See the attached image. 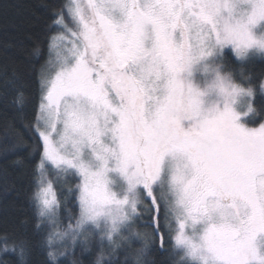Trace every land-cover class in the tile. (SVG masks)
Segmentation results:
<instances>
[{
    "label": "snow or ice",
    "instance_id": "1",
    "mask_svg": "<svg viewBox=\"0 0 264 264\" xmlns=\"http://www.w3.org/2000/svg\"><path fill=\"white\" fill-rule=\"evenodd\" d=\"M262 24L264 0H63L48 26L56 68L42 66L25 125L40 150L37 239L5 234L0 250L58 264L79 243L99 249L95 264H128L142 242L135 264L157 247L170 264L177 251L199 264H264V122H240L253 112L250 86L215 69L204 90L187 78L201 61L224 68L225 49L264 58ZM210 94L220 100L206 107ZM238 97L249 98L244 113Z\"/></svg>",
    "mask_w": 264,
    "mask_h": 264
},
{
    "label": "trees",
    "instance_id": "2",
    "mask_svg": "<svg viewBox=\"0 0 264 264\" xmlns=\"http://www.w3.org/2000/svg\"><path fill=\"white\" fill-rule=\"evenodd\" d=\"M63 0H0V249L8 237L29 240L33 245L35 215L30 202L34 187L35 166L39 162L40 150L30 139V125L38 110L40 99V73L46 69L51 58L49 50V24L52 10ZM40 52L37 54L36 49ZM47 62V63H46ZM226 71L243 86H254L256 95L253 106L257 110L248 119L251 126L264 122V95L260 86L264 81V58L253 57L242 63L231 50L225 52ZM18 133L28 140V147L18 146ZM19 161V162H17ZM59 187V186H58ZM73 209L71 200L68 204ZM61 220L66 227L67 220L62 213ZM74 223V221H73ZM142 242H135L129 251L128 264H135L134 250ZM99 249L82 252L79 244L75 254L60 257L58 264H95ZM124 254L121 253V259ZM172 260L176 264H186L177 251ZM149 264H170L169 254L155 248L148 255ZM21 264L18 253H3L0 250V264ZM25 264H49L45 254L35 250Z\"/></svg>",
    "mask_w": 264,
    "mask_h": 264
},
{
    "label": "rangeland",
    "instance_id": "3",
    "mask_svg": "<svg viewBox=\"0 0 264 264\" xmlns=\"http://www.w3.org/2000/svg\"><path fill=\"white\" fill-rule=\"evenodd\" d=\"M254 33L257 36H260L262 34H264V24L258 26L257 28H255ZM227 50H231V49H225V52ZM256 58H260L259 54L257 53L256 56H254ZM248 61V60H247ZM242 63L246 62V61H240ZM217 63V61H215V59H209L207 61H201L195 65H193L192 69H191V75L188 76V80L195 86L200 88L201 90H204L208 84L210 83V74L208 73V71H206L205 69L211 65H215ZM56 64H57V56H56V51L55 48L52 49V53H51V58L50 61L47 65L46 70L51 73L55 68H56ZM224 71H226L223 68ZM232 80L234 83H237L233 77ZM238 84V83H237ZM220 100V98L215 95V94H210L209 96L205 97V106L207 107L210 103H215L218 102ZM253 100H251V103L253 105ZM249 103V98L245 97L242 101H240L239 103L233 105L234 109L238 112V113H244L247 109V104ZM253 116V113L243 117L241 119V123L246 125V126H250V127H256V126H251L249 124L248 119L251 118ZM178 227V225H177ZM82 240V237L80 238ZM79 244V243H78ZM179 252V251H178ZM180 255V259L182 258L183 254L181 252H179ZM184 262H186L185 259H183Z\"/></svg>",
    "mask_w": 264,
    "mask_h": 264
},
{
    "label": "clouds",
    "instance_id": "4",
    "mask_svg": "<svg viewBox=\"0 0 264 264\" xmlns=\"http://www.w3.org/2000/svg\"><path fill=\"white\" fill-rule=\"evenodd\" d=\"M261 55H264V53H261ZM214 69L218 70L222 76H227V77L232 79V73L229 71H224L223 67H220L219 65H211L208 67L207 71L210 74V79L214 75ZM250 91H251V100H253L255 98V95H256V88L254 86H250ZM259 91H260L261 95H264V81H262ZM244 98L245 97H238L237 103L242 101ZM251 100H250V102H251ZM252 109H253L252 113L257 111L253 105H252ZM249 114H251V113H249ZM186 264H199V262L193 261L191 258L186 257Z\"/></svg>",
    "mask_w": 264,
    "mask_h": 264
}]
</instances>
